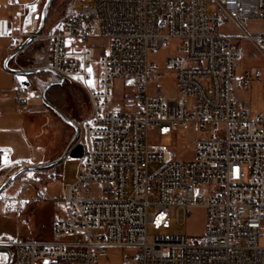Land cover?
Returning <instances> with one entry per match:
<instances>
[{
    "label": "built area",
    "instance_id": "1",
    "mask_svg": "<svg viewBox=\"0 0 264 264\" xmlns=\"http://www.w3.org/2000/svg\"><path fill=\"white\" fill-rule=\"evenodd\" d=\"M93 29L103 49L90 43ZM0 37L13 50L22 43L7 17H0ZM37 38L47 42L46 66L79 82L90 109L77 122L83 156L76 181L63 185L60 198L48 192L45 181L64 176L61 163L35 170L39 179L16 196L19 226L31 227L21 210L41 200L64 203L66 216L54 212L50 239L0 233L5 263L99 264L121 249V264H264V110L236 94L264 81L262 66L236 73L250 55L264 60V0H90L79 8L73 0ZM170 39L179 42L176 53L164 66L151 61L149 52ZM169 71L174 95L161 86ZM16 101L24 114L29 86L20 83ZM115 101L125 109H111ZM167 135L174 146L186 141L192 157L161 143ZM18 156L0 145V186L28 165ZM153 163L159 166L151 171ZM32 182L38 190L25 196ZM93 186L99 196L89 193ZM5 193L0 201L12 199ZM197 206L206 209L202 236L161 232ZM3 247L13 249L12 259Z\"/></svg>",
    "mask_w": 264,
    "mask_h": 264
},
{
    "label": "rangeland",
    "instance_id": "2",
    "mask_svg": "<svg viewBox=\"0 0 264 264\" xmlns=\"http://www.w3.org/2000/svg\"><path fill=\"white\" fill-rule=\"evenodd\" d=\"M73 0H54L47 24L41 34H43L52 23L56 20L62 18L66 15L70 2ZM90 0H75V6L77 8L81 7L84 2ZM45 0L42 1L37 13L42 11ZM6 3L0 2V8L5 7ZM209 9L214 11L217 9V5L214 2L209 3ZM15 19L17 22L20 21V17L17 13V10L14 13ZM39 22V21H38ZM225 32L236 33L237 29L234 26H227L223 28ZM92 37L90 43L94 45H101L98 49H103L105 46V41L99 36L98 29H93L91 33ZM41 47L45 44V39H39ZM178 41L175 39H170L169 44L166 47L160 48L157 52L150 51L149 59L151 61L157 62L159 65L164 66L166 59L176 53V48L178 46ZM42 50V48H41ZM252 66H262L264 67V60L252 57L251 55L244 58L240 65L236 68V73L238 75H243L247 70ZM5 73V72H4ZM174 74L172 71L168 72L166 78L161 82L163 91L168 95H174L176 93V87L174 84ZM48 92L52 97L57 96L59 100L60 107L67 113V115L74 121L78 122L82 120L88 113L90 109L89 97L84 89V87L77 81L68 80L63 84L53 85ZM47 92V94H48ZM38 92L33 88L29 90L30 100H34ZM236 94L241 97L248 99L253 107L257 109L264 110V81L256 80L251 84L249 90L237 89ZM49 108V107H48ZM111 109L122 111L125 109L124 103L120 101H115L110 104ZM50 109V108H49ZM52 110V109H51ZM53 111V110H52ZM71 114V116L69 115ZM37 121L40 123L41 129L46 130L49 136V147L50 150L47 154V158L53 159L56 156L60 155L61 152L67 146L74 129L71 125L63 121L57 114H40L37 115ZM36 130V129H35ZM200 137L199 134L194 135L191 133V140L194 138ZM4 137L0 135V139ZM161 143L172 146L177 150L179 156L190 158L193 155L192 149L188 147L187 142L179 140L176 146L173 145L172 135H167L160 139ZM48 159V160H49ZM79 160L77 158L67 159L62 164V170L64 171V176L56 181H45L47 184L49 193L58 198L63 196V185L66 182H75L78 174ZM159 166L158 163H153L150 165L151 171L156 169ZM24 174H21L14 182H12L4 191H6V196L11 197L12 199H6L0 201V233L7 232L13 234H20L26 239H29L26 236V233L23 231L22 227L17 223V208H20V204L16 199V196L21 193L22 186L25 182L29 181ZM35 190H38V187L34 182L29 185V188L25 191V196L35 195ZM91 195L99 196L100 189L97 186L90 188ZM46 200H41L35 202L32 205H26V207L21 210V214L27 215L37 207V203H44ZM49 212H59L62 216H66V206L64 203H58L54 205L52 202H49ZM38 227L40 228L41 236L51 238V234L47 233L45 227V221L47 220L46 213L43 211L38 212ZM206 226V209L204 207H193L190 215L187 217L184 216V213L181 211L178 216L173 220L172 225L167 230H162L161 232H168L170 234H183L189 237H199L204 234ZM28 230L30 227H26ZM151 233H153L151 229ZM261 243L264 245V238L261 239ZM125 251L121 249H110L107 253L103 254L100 259L99 264H121ZM7 258L3 262L6 261Z\"/></svg>",
    "mask_w": 264,
    "mask_h": 264
},
{
    "label": "crops",
    "instance_id": "3",
    "mask_svg": "<svg viewBox=\"0 0 264 264\" xmlns=\"http://www.w3.org/2000/svg\"><path fill=\"white\" fill-rule=\"evenodd\" d=\"M35 1L16 0L17 4L12 5L9 0H0L2 4L6 3L5 7L0 8V17H7L11 20L13 33L22 34V41L36 29L39 23L35 17L37 13L29 12ZM16 10L21 18L19 22L16 21L14 16ZM12 51L11 39L9 37H0V135L4 137L0 139V145L12 146L16 154L19 155L18 157L33 156L36 161L43 162L44 159H49L47 158V154L50 150V141L46 130L41 129L40 123L37 121V115L54 114L42 101L41 92L43 87L49 81L56 79V77L46 71L30 74L31 85L29 86V90L34 88L38 94L31 103L28 102L26 112L19 114L16 89L21 82L15 73L8 71L4 67L5 59ZM47 62V42L45 40L44 46L41 47V43L37 38L18 56L13 57L9 65L26 68L43 67L47 65ZM48 97L60 107L57 96L52 97L48 92ZM69 115L71 116V114ZM41 211L46 213L47 220L45 221V227L47 233L51 234L54 212H49V201H46L44 203H37V207L27 214L31 216L32 224L29 230L25 226L22 229L24 228L23 231L29 239H50L42 237L40 228L38 227L37 213ZM2 254L6 257V254Z\"/></svg>",
    "mask_w": 264,
    "mask_h": 264
},
{
    "label": "water",
    "instance_id": "4",
    "mask_svg": "<svg viewBox=\"0 0 264 264\" xmlns=\"http://www.w3.org/2000/svg\"><path fill=\"white\" fill-rule=\"evenodd\" d=\"M54 0H45L42 11L40 13L36 14V19L39 21L36 29L28 35L22 43L15 49L13 50L5 59L4 62V67L12 72L15 73L21 82V84L25 86H30L31 81L29 79L30 74H35L39 73L42 71H46L51 73L56 77V79L49 81L42 89L41 92V98L42 101L46 106H48L50 109L53 110L55 114H57L63 121L71 125L74 129V132L65 147V149L61 152L60 155L56 156L53 159L46 160L41 163L37 164H28V165H23L20 166L18 169H16L13 173H11L5 181L2 183L0 186V193H2L12 182H14L21 174L25 173L27 170H38V169H44V168H49L53 167L56 165H59L63 162H65L69 157L71 158H79L83 156V146L81 143L77 142V138L79 136V126L76 122H74L68 115L65 113L63 109H61L58 105L53 103L49 97H48V90L56 84H63L66 81V77L59 73L58 71L48 67V66H43V67H12L9 65L10 60L18 56L25 48H27L37 37L41 34L43 29L45 28L47 24V20L49 17L50 9L53 4ZM6 251L9 252L11 259L14 256V251L10 247H3ZM0 264H11V262L8 263H0Z\"/></svg>",
    "mask_w": 264,
    "mask_h": 264
},
{
    "label": "bare ground",
    "instance_id": "5",
    "mask_svg": "<svg viewBox=\"0 0 264 264\" xmlns=\"http://www.w3.org/2000/svg\"><path fill=\"white\" fill-rule=\"evenodd\" d=\"M18 158H21L23 160H26L28 162V164H34V163H41L39 161H36V159L33 157V156H28V157H18ZM68 159H72L71 157H69ZM26 175L27 177L30 179V180H38L39 177L38 175L36 174L35 170H27L26 171ZM25 186V185H24ZM2 253L4 252H0V263H5L3 262L5 260V258H7V256L5 257ZM6 254V253H4Z\"/></svg>",
    "mask_w": 264,
    "mask_h": 264
}]
</instances>
